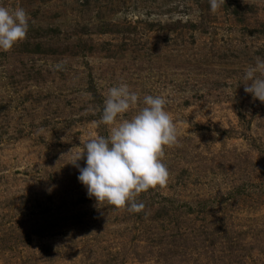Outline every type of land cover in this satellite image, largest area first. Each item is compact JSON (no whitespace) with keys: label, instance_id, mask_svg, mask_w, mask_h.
<instances>
[{"label":"rangeland","instance_id":"374dc122","mask_svg":"<svg viewBox=\"0 0 264 264\" xmlns=\"http://www.w3.org/2000/svg\"><path fill=\"white\" fill-rule=\"evenodd\" d=\"M0 6L29 17L0 51V264H264V103L243 78L264 57V0ZM121 84L165 97L177 130L139 213L90 198L72 164L108 135L95 122Z\"/></svg>","mask_w":264,"mask_h":264},{"label":"clouds","instance_id":"9594fccd","mask_svg":"<svg viewBox=\"0 0 264 264\" xmlns=\"http://www.w3.org/2000/svg\"><path fill=\"white\" fill-rule=\"evenodd\" d=\"M214 13L225 0H208ZM29 17L23 8L0 6V51H9L26 38ZM245 93L264 103V57H255L245 69ZM139 110L130 119L123 114ZM161 95L140 96L127 84L110 87L97 126L109 127L107 136L96 135L85 142L72 164L78 168V181L97 202L139 213L145 205L137 202L140 193L166 186L169 170L162 162L165 147L177 143L176 125L165 110ZM85 160L80 168L77 161Z\"/></svg>","mask_w":264,"mask_h":264}]
</instances>
